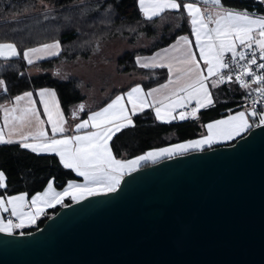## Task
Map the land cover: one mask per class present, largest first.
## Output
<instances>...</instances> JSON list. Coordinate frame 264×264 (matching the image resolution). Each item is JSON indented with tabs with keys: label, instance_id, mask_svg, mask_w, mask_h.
<instances>
[{
	"label": "water",
	"instance_id": "95a60500",
	"mask_svg": "<svg viewBox=\"0 0 264 264\" xmlns=\"http://www.w3.org/2000/svg\"><path fill=\"white\" fill-rule=\"evenodd\" d=\"M59 209L34 232H0V264H264V126Z\"/></svg>",
	"mask_w": 264,
	"mask_h": 264
},
{
	"label": "snow or ice",
	"instance_id": "6c2138e0",
	"mask_svg": "<svg viewBox=\"0 0 264 264\" xmlns=\"http://www.w3.org/2000/svg\"><path fill=\"white\" fill-rule=\"evenodd\" d=\"M207 2L208 0H205V3ZM259 3L264 4V0H259ZM138 4L140 12L147 20L159 17L165 12L186 13L189 18L191 34L195 37V48L199 50V56L192 50L193 46L189 38L180 36L172 45V51L179 53V56H173L167 62L160 63H156V57L152 58L151 63L137 60V63L144 68L167 67L168 83L161 88L167 89L169 85H175L171 92L177 99L167 104L162 103L159 107L154 104L149 105L147 97L153 96V93L160 89H153L152 92L144 94L137 86L126 94L127 104H131V114L124 97L116 96L106 107L77 123L75 134L66 136L65 117L55 100L54 92L44 89L38 93L40 103L43 105V114L47 116V124L51 126V135L42 127L44 121L41 120L40 113L31 99L32 93L17 96L15 106L4 109V126L8 128V136L5 138L4 128H0V144L13 143V136L20 133L19 143L22 148L37 154H54L65 169H70L77 176L83 177L84 183L76 184L69 181L62 192H56L53 184L49 182L44 193L32 197L31 207L34 208V212L24 211V195L11 196L7 201L0 199V211L8 212L10 208L11 215L19 221L15 224L11 219L7 223L0 221V232L11 235L14 228H24L26 224H34L45 207H54L62 203L65 197H70L73 202L78 203L89 196L115 192L123 176L136 171L142 162H155L161 157L170 158L177 152H186L189 148L199 149L205 144L211 146L219 140L233 139L251 127L249 117L258 116L259 123L256 126H264V112H257L255 108L251 111L246 109L235 115H229L227 119L208 123L206 125L208 134L202 139L158 151H149L132 160L114 158L109 141L117 132L132 125V115L137 111H143L146 106L153 107L156 119L165 123L177 118L174 115L177 108L184 109L179 112V119H197L198 112L213 103L207 84L209 78H214L212 87L226 81L237 83L245 90H250L252 85H258L256 91L260 96H264V16L226 8L222 0H211L216 11L214 16L207 17L195 3L184 0H138ZM59 49V43L45 44L41 48H29L23 52V59L28 64H32L33 57L41 58L45 52L57 55ZM229 53L231 60L226 58ZM18 55L14 44L0 43V59L8 60ZM159 55L157 53V56ZM258 60L261 62L257 63ZM174 72L178 73L175 79H173ZM246 77H251L250 83ZM4 84L5 82L0 80V87H4ZM26 98L27 105L21 106L20 102ZM193 101L195 106L188 110V105ZM253 103H256V100ZM83 110L84 105H79V111ZM33 118L40 127L34 133L23 134L21 132L23 123ZM29 135L33 142H29ZM4 186V173L0 172V188Z\"/></svg>",
	"mask_w": 264,
	"mask_h": 264
},
{
	"label": "trees",
	"instance_id": "16d2710c",
	"mask_svg": "<svg viewBox=\"0 0 264 264\" xmlns=\"http://www.w3.org/2000/svg\"><path fill=\"white\" fill-rule=\"evenodd\" d=\"M40 4L47 5L48 10L34 12ZM222 4L235 11L264 16V4L258 0H222ZM140 36H144L148 44L143 49L124 53L117 62L125 72L138 73L145 78L143 88L147 90L164 83L167 72L163 69L138 70L136 58L150 56L180 36L191 38L186 13L165 12L147 20L140 12L138 0H0V43L14 44L19 53L13 59H0V80L5 82V92L0 95V114L17 96L42 89L53 90L62 110L67 113L83 97L78 90V80L60 82L53 78L50 73L55 66L86 60L104 41L121 38L134 42ZM53 43L60 44L57 57L34 65H28L23 59V52L29 48ZM34 69L39 73L31 75L30 71ZM241 91L236 84L227 81L216 86L212 89L213 104L199 111L197 119L184 122L161 123L152 111L135 115L132 126L116 133L110 142L114 158L132 160L149 151L203 138L208 123L242 109ZM117 94L112 93L110 99ZM250 120V129L256 128L259 120L253 117ZM0 172L5 177L0 199L17 195L30 199L43 192L49 182L57 191H62L69 181H80L73 171L60 164L56 156L36 155L20 145L0 146ZM69 204L71 202L67 201L66 205ZM59 208L47 211L36 227L26 233L41 228Z\"/></svg>",
	"mask_w": 264,
	"mask_h": 264
},
{
	"label": "crops",
	"instance_id": "0c3cea01",
	"mask_svg": "<svg viewBox=\"0 0 264 264\" xmlns=\"http://www.w3.org/2000/svg\"><path fill=\"white\" fill-rule=\"evenodd\" d=\"M189 2L190 3H195L201 9L202 13L206 17L207 16H214L216 9L211 4V1H208L207 3H205V0H201V1H199V0H191ZM250 15H252V14H250ZM142 16H143V14H142ZM154 18H156V17H154ZM189 24H190V22H189ZM190 28H191V24H190ZM177 39H179V38H177ZM113 40L114 39H110V41H108V42H113ZM117 40H121V43H122V41L124 39L116 38L115 41H117ZM136 41L138 42V46H136L138 48H135L134 50H129L128 46L132 47V45L135 44V43L130 42V41H128V39H126V41H125L126 45L125 46H127V48L120 55H118L117 57L115 56V58L113 57L112 60H110L108 62H105V63H103L101 65H96L95 62L93 61V64L84 65V67L86 69H84V70L82 69V70H79V71L76 72V78H77V80H79L81 82V85H80L78 90L81 93V95L83 97V100L80 103L71 106L68 109L67 113H65L62 110L61 106H60V110L63 112L64 117H65V129H66V131H65L64 134L66 136H71V135L75 134V125L77 123H80L83 120L87 119L88 116L91 115L93 112L100 111L102 108L106 107L109 103H111L116 98V96H123L124 97V102L126 103V106H127L128 110H129V113L131 114V104H127V95L126 94L129 91H131V89L134 88V87L139 86L142 89L144 94L152 92L153 89H160V91L153 93V96L147 97L149 105H153L154 104L155 106L159 107V106H161L162 103L163 104H167V103H170L172 100L177 99V97H173L172 96V92H171V89L174 88L175 85H169V88H167V89L161 88L162 85L168 83L169 73H168V68L167 67H152V66H150V67L144 68V67H141L140 64L137 63L138 59L143 61V62H146V63H151L153 57H156V63L167 62L169 58H171L173 56H179V53H175V52L172 51V45H174L177 40L175 42H173L172 44H170L168 47L160 49V50L156 51L155 53H153L150 56H143V57H137L136 58L135 66H136V68L138 70H143V69L144 70H159V69H163V70H165L167 72V80L164 83H162L159 86H156L154 88L147 89V90L143 88V84L145 83L144 82L145 78H143L138 73L125 72L124 68L122 66H120L118 64V62H117L119 57L122 56L124 53H126V52H134V51H137V50H139L141 48L143 49V47H145V45L148 43V41L145 39L144 36H140ZM136 41H134V42H136ZM189 41H190L191 45L193 46L192 50L195 52V54L197 56H199V50L197 48H195V37L192 35L191 38H189ZM105 44H107V41H104V42L98 44V46L95 48L94 53L101 46H103V45L105 46ZM165 49H168L169 51L165 52L164 51ZM59 52H60V49H59ZM59 52H58L57 55H51L48 52H45V53L42 54L41 58L33 57L34 63L57 57L59 55ZM157 53H159L160 55L157 56ZM228 55L231 56L230 53ZM16 57H12L11 59L16 58ZM92 60L93 59H89L90 63H91ZM26 63L28 64L27 61H26ZM34 63H32V64H34ZM79 63L76 62V64H79ZM32 64H28V65H32ZM64 64H66V63L62 62L60 65L61 66L63 65V67H64L65 66ZM201 64H202V61H201ZM79 65H81V64H79ZM104 66H107V68H109V71H110V74H111L110 85H107V84L106 85H104V84L103 85L102 84H99V85L90 84V83H92L91 81L97 82L96 80H102V78H103L102 76H92V75H93V72H97V68H100V67L104 68ZM177 66L183 67V65H177ZM93 69H95V70H93ZM91 72H92V74L90 75ZM38 73H35V74H38ZM206 74L207 73H206V69H205V75ZM176 75H178V73L174 72L173 79L176 78ZM212 79H214V78H209V80L207 81L208 88H209V91L211 92V94H212V89L215 88V87H212ZM105 80H107V79H105ZM218 85H220V84H218ZM89 86H93V87H100V86L101 87H107V86H109L110 88L113 87L115 89L110 94L112 95V93H114V92H116V93L118 92V94L113 96L111 99L109 97L111 95L109 94V96H107L106 99L104 98L105 100L99 102L100 104L97 103L96 105H94L92 107H88L87 103H86L87 99L85 97L83 89H86ZM42 90H44V89H42ZM48 90L51 91V92H54L53 90H50V89H48ZM40 91L41 90H38L35 93H32L31 99H32V101L35 104L36 110L40 113L41 120L44 121V124L42 125V127L45 129V131L49 135H51V126L47 124V116H45L43 114V111H44L43 110V105L40 103V97L38 95V93ZM4 92H5V87H0V95L3 94ZM23 95H21V96H23ZM181 95H183V94H181ZM212 99H213V97H212ZM55 100L60 105V102H59V99H58L56 93H55ZM15 104H16V101L14 100L10 105L6 106L4 109H10V108L14 107ZM20 104H21V106L27 105V98L24 101H21ZM81 104L84 105V110L83 111H79V105H81ZM194 106H195V102L193 101L191 104L188 105V108L191 109ZM4 109L2 111V114H0L1 115L0 116V128H4L5 138H7V136H8V128H5V126H4ZM203 109H206V108H203ZM203 109H201V110H203ZM183 110L184 109H180V108L176 109V111L174 113V115L177 117L176 119L170 120L167 123L162 122V121H160V122L168 124V123H173V122H184V121H187L190 118L185 119V120L179 119V112L183 111ZM147 111H152L154 116H155L154 108L151 107V106H146L143 111H137L135 115H139V114H142V113L147 112ZM73 113H75V116H73ZM17 115H19V113H17ZM135 115H132V119H133V117ZM155 118H156V116H155ZM222 119H227V117L222 118ZM249 119H250V117H249ZM219 120H221V119H219ZM214 122H215V120L213 122H210V123H214ZM250 124H251V120H250ZM17 126L20 127L19 125H17ZM130 126H132V125H129L128 127H130ZM38 127H40V125H38L37 122L35 121V119L33 118L31 121H25L23 123V126L21 128V132L23 134H25V135L30 134V133H34V132L37 131ZM249 130H250V128L247 129L246 131H243L242 133H240V135L235 136L233 139H230V140H219V141L213 143L211 146L205 144L202 148H199V149L198 148H189L186 152H182V153L181 152H177V153L173 154L171 157L177 156V155L186 154V153H190V152H194V151H201V150L204 151L206 149L215 148V147H218V146H226V145L229 146L232 143H234L237 139H239L240 137L244 136ZM83 131H89V130H83ZM205 132H206L205 136H207L208 132H207L206 126H205ZM81 134H83V132ZM200 139H202V138H200ZM19 140H20V133H17L16 135L13 136V141H14L13 143H11V144H0V146H2V145H20ZM197 140H199V139H197ZM29 142H33L32 138H31V135H29ZM110 142H111V140L109 141V146H110ZM186 143H189V142H186ZM186 143H182V144H186ZM171 147H173V146H171ZM167 148H170V147H167ZM23 149H25V148H23ZM25 150H27L29 152H32L29 149H25ZM32 153H34V152H32ZM34 154H36V155H50L48 153H40V154L34 153ZM51 155L55 156L54 154H51ZM166 158H169V157H166V156L165 157H161V158H159L160 160H158V161H161L162 159H166ZM58 160H59V158H58ZM74 174H75V172H74ZM77 177H78V179L80 178V181H72V182H74L76 184H83L84 183V178L83 177H79V176H77ZM53 188H54V185H53ZM46 189H47V186H46V188L44 189L43 192L38 193V194L44 193L46 191ZM54 190L56 192H62L63 191V190L62 191H57L55 188H54ZM38 194H36V195H38ZM17 196H19V195H17ZM24 197H25V208H24V211L25 212H30V211L34 212L35 211L34 208L31 207V199L32 198L28 199L26 196H24ZM7 199L8 198L3 199V200L7 201ZM67 201H70L71 203H74L70 197H65L62 203H58L54 207H45L43 212L39 215V217L36 219L34 224H26V226L24 228H14L12 230V234H24V233L28 232L29 230L35 228L37 223H38V221L46 214L47 211L52 210V209L57 208V207H63V206L66 205ZM9 219L12 220L13 224L19 222L16 217L11 215V209L10 208H9L8 212L0 211V221H2L3 223H7Z\"/></svg>",
	"mask_w": 264,
	"mask_h": 264
},
{
	"label": "rangeland",
	"instance_id": "374dc122",
	"mask_svg": "<svg viewBox=\"0 0 264 264\" xmlns=\"http://www.w3.org/2000/svg\"><path fill=\"white\" fill-rule=\"evenodd\" d=\"M199 1H201V0H199ZM208 1H211V0H208ZM48 8L49 7L47 5L40 4V5H38V7L35 9L34 12L40 13V12H42L44 10H48ZM115 39L113 40V42H108V41H110V40H108L107 44H105V46L104 45L101 46L95 53H94V51H95V49H94L92 51L91 55L86 60H78V61H75V62H72V63L65 62L66 64H64L65 65L64 67H63V65L62 66L60 65L61 63L57 64L55 66V68L53 69V71H51L50 74L53 76L54 79H56V80H58L60 82H65V81H67L69 79L77 80L76 72L79 71V70H82V69L83 70L86 69L84 67V65L93 64V61L95 62L96 65H101V64H103L105 62H108V61L112 60L113 57L114 58H115V56L117 57L118 55H120L127 48V46H125L126 45L125 44L126 43L125 42L126 39H124L122 41V43H121V40L115 41ZM133 43H135V44H133L132 47L128 46L129 50H134L135 48H138V47H136V46H138V42L136 41V42H133ZM41 47H43V46H39V47H36V48H41ZM89 59H93L91 61V63H90ZM76 62L77 63L80 62L79 64H81V65L76 64ZM34 64H36V63H34ZM34 64H32V65H34ZM93 70H95V69H93ZM38 72H39V70L34 69V70L30 71V74L31 75H33V74L35 75V73H38ZM91 74H92V72L90 73V75ZM92 76H102L103 78H102V80H96L97 82L91 81L92 83H90V84H93V85H95V84L96 85H99V84L110 85L111 74H110L109 68H107V66H104V68H102V67L97 68V72H93ZM105 79H107V80H105ZM78 82H79V87H80L81 82L79 80H78ZM114 89L115 88H113V87L110 88L109 86H107V87H101V86L100 87H93V86H89L86 89H83L85 97L87 99V102H86L87 106L88 107H92V106L96 105L97 103H99L100 101L105 100L106 97L109 96V94L112 91H114ZM245 110L242 109L240 111H245ZM240 111L234 112V113L229 114V115H235L236 113H238ZM229 115H228V117H229ZM249 122H250V119H249ZM154 151H157V150H154ZM158 160H160V159H157L155 162H152V161L142 162L140 167L142 165H144V164L156 163Z\"/></svg>",
	"mask_w": 264,
	"mask_h": 264
},
{
	"label": "built area",
	"instance_id": "2783aa9c",
	"mask_svg": "<svg viewBox=\"0 0 264 264\" xmlns=\"http://www.w3.org/2000/svg\"><path fill=\"white\" fill-rule=\"evenodd\" d=\"M227 59L231 60V56H227ZM261 61H257V63H260ZM225 72L227 73L228 70L226 69ZM234 74H233V79H234ZM246 79L249 81V83L251 82V77H246ZM236 84L239 88V84ZM258 85H252L250 90H245L240 88L243 92V104L241 105L242 109H247L249 111H251L253 108H255L257 110V112H264V96H260V94L256 91V89L258 88ZM256 100V103H253V101ZM188 110H191L190 108H188ZM258 119V116L255 118Z\"/></svg>",
	"mask_w": 264,
	"mask_h": 264
}]
</instances>
